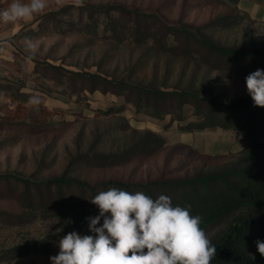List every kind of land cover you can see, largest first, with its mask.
I'll use <instances>...</instances> for the list:
<instances>
[{
  "label": "trees",
  "instance_id": "16d2710c",
  "mask_svg": "<svg viewBox=\"0 0 264 264\" xmlns=\"http://www.w3.org/2000/svg\"><path fill=\"white\" fill-rule=\"evenodd\" d=\"M209 1L231 7V12L194 26L180 20L170 24L157 12L119 4L68 6L40 18L37 30L17 35L30 40L48 34H79L87 39L80 49L98 43L106 47L94 64L77 71L47 65L43 73L52 74L65 95L99 92L122 97L137 114L161 121L169 118L165 129L177 124L176 130L184 134L237 131L242 134L243 149L218 155L201 150L202 165L180 178L91 184L83 177L87 170L126 166L151 158L167 146L158 133L131 129L122 116L125 105L104 110L103 116L117 122L95 129L87 142L84 132L79 134L59 175L43 177L57 163L56 157L50 159V146L29 177L0 174V200L14 201L19 207L18 214L0 212V216L16 226L56 224L55 232L45 238L0 251V264L49 256L69 232L95 235L88 230L86 218L99 215V209L90 200L113 187L142 191L153 199L167 195L173 206L190 205V213L201 217V227L217 249L211 264H264L256 245V241L264 242V108L253 105L245 82L250 73L264 70V34L256 33L254 22L245 24L251 16L241 17L239 0L232 4ZM256 2L264 7V0ZM60 17H67L66 23ZM24 88L5 80L0 82V97L28 104L33 96ZM187 108L191 116L186 115ZM24 126L35 131L30 124ZM207 159L213 165H207ZM102 223L103 218L98 226Z\"/></svg>",
  "mask_w": 264,
  "mask_h": 264
},
{
  "label": "rangeland",
  "instance_id": "374dc122",
  "mask_svg": "<svg viewBox=\"0 0 264 264\" xmlns=\"http://www.w3.org/2000/svg\"><path fill=\"white\" fill-rule=\"evenodd\" d=\"M233 1L228 0L231 4ZM11 2L0 0V9L7 8ZM255 2L243 0L241 4L238 3L240 14L241 17L250 15L252 18L245 20V24L254 22L251 26L257 29L256 33L263 35L264 7ZM110 4L154 11L170 24L180 20L194 26L206 24L218 15L231 12V7L209 0H46L45 9L31 19L8 24L0 21V82L10 80L20 83L25 86L23 92L33 96L28 104L22 105L0 97V174L29 177L36 161L50 146V159L56 157L57 163L43 177L57 176L74 149L79 134L84 132V141L87 142L95 129H103L117 122L115 118L105 117L101 112L125 105L124 98L99 92L94 95H65L62 89L56 87L55 77L52 74L47 77L43 73L47 65H62L76 71L83 66H90L105 51L103 44L80 49L87 39L79 34H48L30 40L27 37L17 38L20 32L25 34L31 29L37 30L40 18L62 8L102 7ZM67 19L60 17L59 20L66 23ZM57 21L55 28H59ZM72 51L74 56H70ZM191 114L192 110L187 108L186 115ZM122 116L131 129L160 134L166 139L167 146L151 158L139 159L126 166L105 171L87 170L83 177L91 184L99 181L147 183L180 178L202 165L205 155L201 150L218 155L237 153L243 149L242 134L237 131L215 129L184 134L176 130L177 124L166 130L169 118L161 121L137 114L130 104L125 105ZM24 123L32 125L35 131L26 130ZM213 163V160L207 159V165ZM0 212L18 214L19 207L14 201L3 199L0 200ZM11 222L7 217L0 216V251L28 240L45 238L55 232L56 226L53 222H39L32 226H16ZM58 253L59 247L49 256L34 255L25 261L4 264H52L50 257Z\"/></svg>",
  "mask_w": 264,
  "mask_h": 264
},
{
  "label": "clouds",
  "instance_id": "9594fccd",
  "mask_svg": "<svg viewBox=\"0 0 264 264\" xmlns=\"http://www.w3.org/2000/svg\"><path fill=\"white\" fill-rule=\"evenodd\" d=\"M45 7L46 0H12L0 9V21L28 20ZM245 82L253 105L264 108V70L250 73ZM90 202L99 209V215L86 218L95 235L66 234L59 240V253L50 257L52 264H211L216 256L201 217L190 213V205L173 206L167 195L153 199L142 191L113 187ZM256 245L264 257V242Z\"/></svg>",
  "mask_w": 264,
  "mask_h": 264
},
{
  "label": "crops",
  "instance_id": "0c3cea01",
  "mask_svg": "<svg viewBox=\"0 0 264 264\" xmlns=\"http://www.w3.org/2000/svg\"><path fill=\"white\" fill-rule=\"evenodd\" d=\"M239 1H240L239 4H241V1H243V0H239ZM255 3H256V5H258L257 2H255ZM258 6H261V5H258ZM239 7H240V6H239ZM240 9H241V8H240Z\"/></svg>",
  "mask_w": 264,
  "mask_h": 264
}]
</instances>
